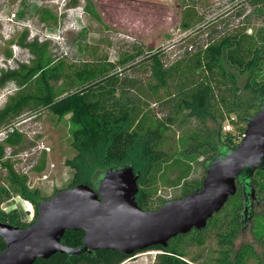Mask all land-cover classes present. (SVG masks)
Wrapping results in <instances>:
<instances>
[{
	"label": "rangeland",
	"instance_id": "rangeland-1",
	"mask_svg": "<svg viewBox=\"0 0 264 264\" xmlns=\"http://www.w3.org/2000/svg\"><path fill=\"white\" fill-rule=\"evenodd\" d=\"M243 31L264 43V0L261 4L251 0H0V77L11 71L20 73L16 82L0 85V110L9 98L28 91L33 81L26 86L22 77L37 65L39 58L53 66L65 63L67 73L87 64L114 65L125 104L133 103L161 120L174 118L156 147L161 161L139 182V189L146 192L142 210L155 211L170 200L184 198L189 190L201 189L206 164L215 154L208 146L194 148L191 135L201 133V128L186 117V112L175 115L180 99L177 89H149L155 81L147 59L158 53L162 62L170 66L220 34ZM259 74L258 83L264 85V67ZM237 109L220 121L224 133H230L224 126L232 127L230 135L239 145L247 127L241 117H251L259 110ZM24 117L28 112L12 119L6 128L17 130L22 141L5 149L2 162L8 161L25 176L28 190L38 192L42 200L75 187L73 170L66 164L77 153L72 146L70 115L59 117L46 109L37 117L20 120ZM7 134L0 133V143ZM42 160L46 168L39 172ZM185 170L187 176L179 181ZM5 174L0 161V182ZM255 177L256 181L261 178ZM146 178L153 182L147 185ZM252 184L256 194L251 205L253 217L239 230L233 250L234 254L243 252V264H264V190L257 182ZM230 199L215 217L216 225L204 229L202 245L192 243L194 232L184 239H171L170 245H176L186 260L198 257L197 263L208 260L212 264L220 260L221 249L225 248L218 246V228L227 222L239 201ZM26 208L34 216V206L15 194L0 205L5 212L16 209L25 222L31 219L22 213ZM33 218L35 221L37 217ZM160 253L153 249L137 253L121 264H153Z\"/></svg>",
	"mask_w": 264,
	"mask_h": 264
},
{
	"label": "trees",
	"instance_id": "trees-1",
	"mask_svg": "<svg viewBox=\"0 0 264 264\" xmlns=\"http://www.w3.org/2000/svg\"><path fill=\"white\" fill-rule=\"evenodd\" d=\"M251 1L262 3V0ZM244 31L220 34L193 54L170 66L162 62L158 53L150 55L147 59L150 64V76L155 81V85L150 84L149 89L153 92L156 89L165 90L171 87L177 89L180 99L176 103L175 115L186 112V117L194 119L201 128V133L191 135L192 141L196 143L195 149L200 150L208 146L216 155L221 148H235L237 145L232 140L231 132L222 131L220 119H223L224 115L234 114L238 110L237 107H255L260 110L264 85L258 83V76L264 67V43ZM36 64L22 77L26 86L33 81L28 86V91L9 98L8 104L0 110V128L3 129L0 133H8L4 142L0 143L1 167L6 170L4 179L0 182V205L11 199L14 194L19 195L34 206L33 217H36V205L42 200L38 192L28 190L25 176L15 171L8 161L2 162L5 149L17 146L22 141V135L17 130L7 131L6 128L12 119L25 112H28V117L20 120L37 117L46 109L59 117L70 115L72 146L77 153L66 164L73 170V183L93 187L105 171L119 166L134 167L135 171L140 173L139 182L142 181L144 175L158 164L160 156L156 150L157 144L164 138L168 124L173 123L174 118L161 120L150 112L141 111L133 103L125 104L119 87V73L112 64H87L69 73L65 72L63 62L53 66L51 62L43 63L42 58H39ZM19 77V71L3 74L0 77V85L16 82ZM60 81L62 83L58 87ZM169 97L173 99L172 94H169ZM129 100L126 98L127 102ZM248 118L251 117H241V121L246 124ZM45 168V160H42L38 171L42 172ZM187 174L188 170H185L179 181ZM256 175L261 177L260 180L256 181ZM252 177V183L257 182L260 190H264V170L255 171ZM146 182L150 185L153 180L146 178ZM190 192L191 190L185 195ZM235 195L230 202L238 198V203L231 210L227 222L218 228L221 229L218 246L225 249H221L220 260L215 261V264H243V252L234 254L233 241L240 230L239 220L243 217L245 197L240 187ZM145 196L146 192L139 189L135 197L141 209ZM224 209L225 206L220 211ZM218 214L208 221L205 228L216 225L215 217ZM20 216L16 209L11 212L0 210V222L9 223L14 227L25 229L34 222L32 220L26 223ZM204 229L200 234L192 231V243L202 245ZM186 236L178 238L184 239ZM83 238L82 232L67 231L61 242L66 247L80 248ZM4 249L5 243L0 238V252ZM153 250L161 251L153 264L198 262V257L186 260V256L174 244L171 246L169 243L166 250L161 247ZM127 258L130 257L120 252L101 250L90 254L84 252L76 257L56 254L49 260H37L34 264H121ZM197 264L212 263L204 260Z\"/></svg>",
	"mask_w": 264,
	"mask_h": 264
},
{
	"label": "water",
	"instance_id": "water-1",
	"mask_svg": "<svg viewBox=\"0 0 264 264\" xmlns=\"http://www.w3.org/2000/svg\"><path fill=\"white\" fill-rule=\"evenodd\" d=\"M259 112L246 120V130L235 148H221L206 164L201 189L170 200L158 210L143 211L136 202L140 174L132 166L105 171L97 183L76 185L37 203V218L25 229L0 222L5 249L0 264H34L56 254L76 257L101 250L133 257L196 231L224 207L240 187L245 197L243 217L256 199L253 174L264 170V98ZM258 199V198H257ZM67 231L82 232L80 248L66 247Z\"/></svg>",
	"mask_w": 264,
	"mask_h": 264
},
{
	"label": "built area",
	"instance_id": "built-area-1",
	"mask_svg": "<svg viewBox=\"0 0 264 264\" xmlns=\"http://www.w3.org/2000/svg\"><path fill=\"white\" fill-rule=\"evenodd\" d=\"M225 127V131L226 132H232V127H230V125L229 124H227L226 126H224ZM243 137V136H242ZM19 210H21V209H19ZM23 215L24 214H29L28 216H29V218H31L30 219V221H26V223H30V222H32V220H33V213L31 212V210L30 211H26V210H23ZM155 252V251H154ZM153 252V255H156L157 253H154ZM157 252H160V251H157ZM136 255V254H135ZM133 257H135V256H133ZM133 257H130V259H132Z\"/></svg>",
	"mask_w": 264,
	"mask_h": 264
},
{
	"label": "flooded vegetation",
	"instance_id": "flooded-vegetation-1",
	"mask_svg": "<svg viewBox=\"0 0 264 264\" xmlns=\"http://www.w3.org/2000/svg\"><path fill=\"white\" fill-rule=\"evenodd\" d=\"M249 209L251 211V206L249 207ZM239 221H240V229L243 230L244 229L243 228L244 227L243 224L246 222L245 219H244V217H241Z\"/></svg>",
	"mask_w": 264,
	"mask_h": 264
},
{
	"label": "bare ground",
	"instance_id": "bare-ground-1",
	"mask_svg": "<svg viewBox=\"0 0 264 264\" xmlns=\"http://www.w3.org/2000/svg\"><path fill=\"white\" fill-rule=\"evenodd\" d=\"M27 209V211H30V209H28V208H26Z\"/></svg>",
	"mask_w": 264,
	"mask_h": 264
}]
</instances>
